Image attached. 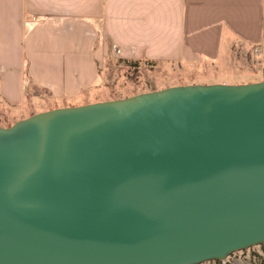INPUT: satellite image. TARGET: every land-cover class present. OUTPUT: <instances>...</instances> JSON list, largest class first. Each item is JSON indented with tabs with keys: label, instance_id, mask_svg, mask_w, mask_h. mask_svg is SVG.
Here are the masks:
<instances>
[{
	"label": "water",
	"instance_id": "95a60500",
	"mask_svg": "<svg viewBox=\"0 0 264 264\" xmlns=\"http://www.w3.org/2000/svg\"><path fill=\"white\" fill-rule=\"evenodd\" d=\"M264 245V81L0 126V264H204Z\"/></svg>",
	"mask_w": 264,
	"mask_h": 264
},
{
	"label": "crops",
	"instance_id": "0c3cea01",
	"mask_svg": "<svg viewBox=\"0 0 264 264\" xmlns=\"http://www.w3.org/2000/svg\"><path fill=\"white\" fill-rule=\"evenodd\" d=\"M235 43L264 44V0H0V109L87 97L109 55L192 64Z\"/></svg>",
	"mask_w": 264,
	"mask_h": 264
},
{
	"label": "rangeland",
	"instance_id": "374dc122",
	"mask_svg": "<svg viewBox=\"0 0 264 264\" xmlns=\"http://www.w3.org/2000/svg\"><path fill=\"white\" fill-rule=\"evenodd\" d=\"M101 74L102 86L97 91L87 94V97H80L66 103L44 96L40 98V107L36 108V112L123 99L173 86L239 85L264 81V44L252 46L235 43L228 46L216 60L192 64L132 61L109 55L101 66ZM6 117L4 111L0 109L1 127L12 124ZM243 259L256 264H264V245L237 252L221 264H233V261L238 262Z\"/></svg>",
	"mask_w": 264,
	"mask_h": 264
},
{
	"label": "built area",
	"instance_id": "2783aa9c",
	"mask_svg": "<svg viewBox=\"0 0 264 264\" xmlns=\"http://www.w3.org/2000/svg\"><path fill=\"white\" fill-rule=\"evenodd\" d=\"M235 254V253H234ZM233 255V254H232ZM231 256V255H230ZM229 256V257H230ZM229 257H227V258H229ZM226 258V259H227ZM225 259V260H226ZM224 260V261H225ZM221 262H223V261H221ZM221 262H218L219 264H221ZM233 264H256V263H254V262H252V261H248V260H246V259H243L242 261H238V262H236V261H233Z\"/></svg>",
	"mask_w": 264,
	"mask_h": 264
},
{
	"label": "trees",
	"instance_id": "16d2710c",
	"mask_svg": "<svg viewBox=\"0 0 264 264\" xmlns=\"http://www.w3.org/2000/svg\"><path fill=\"white\" fill-rule=\"evenodd\" d=\"M11 126V125H10ZM7 127H9V126H7Z\"/></svg>",
	"mask_w": 264,
	"mask_h": 264
}]
</instances>
